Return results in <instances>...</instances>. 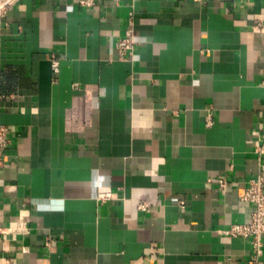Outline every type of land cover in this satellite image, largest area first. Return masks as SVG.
Returning <instances> with one entry per match:
<instances>
[{
    "label": "crops",
    "instance_id": "crops-1",
    "mask_svg": "<svg viewBox=\"0 0 264 264\" xmlns=\"http://www.w3.org/2000/svg\"><path fill=\"white\" fill-rule=\"evenodd\" d=\"M81 1L2 19L0 224L30 233L0 264H247L251 241L219 230L251 220L264 174V0Z\"/></svg>",
    "mask_w": 264,
    "mask_h": 264
},
{
    "label": "built area",
    "instance_id": "built-area-1",
    "mask_svg": "<svg viewBox=\"0 0 264 264\" xmlns=\"http://www.w3.org/2000/svg\"><path fill=\"white\" fill-rule=\"evenodd\" d=\"M17 0H0V27L3 17L12 9ZM121 1V0H115ZM83 5H92L91 0H82ZM136 45V34L133 24V15L130 18L129 26L126 34L121 37L116 47L121 56L132 55ZM51 66L55 73L59 72L60 61L57 58L51 59ZM264 83V81H263ZM254 134L258 137V145L255 153L261 158L264 156V135L259 131ZM9 129L6 126L0 125V166L4 163L6 158V151L9 147ZM219 189L225 191L228 186V181L225 178L218 179ZM101 202L112 199L110 192H103L98 195ZM242 200L251 204L254 208L251 220L248 223L235 224L229 229L219 230V233L230 236L232 238H241L251 241L252 257L247 261V264H260L261 257L264 254V174H259L256 178L249 182L242 196ZM180 207L185 208L186 202L180 201ZM141 208L148 209L147 205H141ZM30 228L26 225L23 219L19 220L14 226H3L0 224V240L4 235H28ZM51 239H48L46 246L50 247Z\"/></svg>",
    "mask_w": 264,
    "mask_h": 264
}]
</instances>
